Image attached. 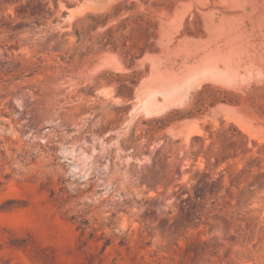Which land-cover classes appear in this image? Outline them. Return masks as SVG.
<instances>
[{
	"label": "rangeland",
	"instance_id": "rangeland-1",
	"mask_svg": "<svg viewBox=\"0 0 264 264\" xmlns=\"http://www.w3.org/2000/svg\"><path fill=\"white\" fill-rule=\"evenodd\" d=\"M0 264H264V0H0Z\"/></svg>",
	"mask_w": 264,
	"mask_h": 264
}]
</instances>
